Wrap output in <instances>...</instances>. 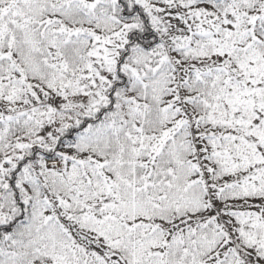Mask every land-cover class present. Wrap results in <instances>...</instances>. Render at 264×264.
Returning a JSON list of instances; mask_svg holds the SVG:
<instances>
[{
  "label": "snow or ice",
  "instance_id": "snow-or-ice-1",
  "mask_svg": "<svg viewBox=\"0 0 264 264\" xmlns=\"http://www.w3.org/2000/svg\"><path fill=\"white\" fill-rule=\"evenodd\" d=\"M0 264H264V0H0Z\"/></svg>",
  "mask_w": 264,
  "mask_h": 264
}]
</instances>
